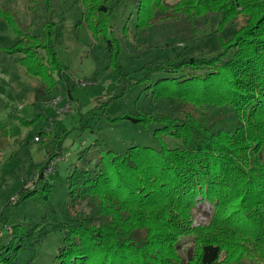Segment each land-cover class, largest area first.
Returning a JSON list of instances; mask_svg holds the SVG:
<instances>
[{
    "label": "trees",
    "instance_id": "trees-1",
    "mask_svg": "<svg viewBox=\"0 0 264 264\" xmlns=\"http://www.w3.org/2000/svg\"><path fill=\"white\" fill-rule=\"evenodd\" d=\"M39 2L46 13L40 36L15 29L9 10L0 6V19L13 26L19 39L6 52L23 55L21 64L43 83L44 92L56 91L62 81L66 97L73 99L77 84L66 76L53 44L61 36L54 6L51 0H31ZM128 2L134 12L127 19L135 16L137 31L149 27L157 11L183 17L189 28L196 20L211 17H219L217 32L237 18L242 24L228 41L219 38L220 49L209 59L177 58L146 65L139 79L124 75L115 65L121 89L113 101L124 96L131 81L151 99H178L196 108L228 106L240 126L211 133L190 116L118 117L116 121L143 129L155 126L152 137L158 147L131 144L120 152L106 150L94 165L91 148L84 150L68 170L67 195L71 207L86 201L89 212H75L27 232L11 227L12 239L0 252V264H18L23 244L14 246L15 241H39L48 231L61 235L58 264H181L178 243L189 237L194 248L186 264H264V0H178L172 5L166 0H72L82 7L86 29L104 42L111 59L120 51L113 19ZM123 33L126 42L125 26ZM9 117L20 126L37 119L27 122L13 112ZM163 137L176 139L181 146L171 149ZM66 138L56 143V156L62 154ZM36 193L20 191L17 203ZM203 203L211 208L209 224L194 228L193 213Z\"/></svg>",
    "mask_w": 264,
    "mask_h": 264
},
{
    "label": "rangeland",
    "instance_id": "rangeland-1",
    "mask_svg": "<svg viewBox=\"0 0 264 264\" xmlns=\"http://www.w3.org/2000/svg\"><path fill=\"white\" fill-rule=\"evenodd\" d=\"M177 1L166 0V4ZM51 4L55 10L54 21L61 28L60 38L53 42L55 53L66 69V76L77 84L71 92L73 99L66 97L62 81L57 82L56 91L44 92L43 83L29 75L21 64L23 55L6 52L19 39L13 26L0 19V252L11 241L13 226L27 232L29 228L53 224L75 212H89L86 201L75 202V208L71 207L66 180L68 170L87 148H91L89 158L94 165L100 153L106 150L120 152L131 144L158 147L152 137L155 126L143 129L126 120L116 121L118 117L147 114L182 120L190 116L211 133L240 126L228 106L196 108L178 99H151L142 87H135L131 81L124 96L115 101L113 98L121 89L115 65L124 75L139 79L146 65L156 66L177 58L183 61L191 57L209 59L220 49L219 38L228 41L242 24L241 18L217 32L219 17L200 18L194 28H189L183 17L157 11L149 27L137 31L135 16L127 19L134 12L132 3L128 2L123 10L119 7L113 19L120 51L111 59L104 52V42L94 39L86 29L81 6L72 4V0H51ZM0 6L9 10L15 29L21 33L42 34L46 20L43 3L0 0ZM124 26L129 34L126 42ZM10 112L27 122L37 119L20 126L9 117ZM63 137L67 138L62 154L56 156V143ZM162 140L171 149L181 146L171 137ZM261 160L264 162V148ZM22 190L38 193L18 204L17 194ZM196 207L192 226H207L210 206L203 203ZM60 239L58 232L48 231L39 241H15L14 246L23 244L16 256L17 263L58 264ZM193 248L192 238L179 240L177 254L181 264H186Z\"/></svg>",
    "mask_w": 264,
    "mask_h": 264
}]
</instances>
